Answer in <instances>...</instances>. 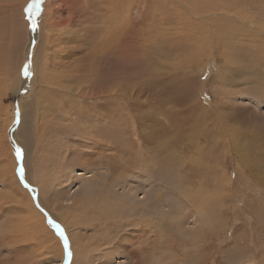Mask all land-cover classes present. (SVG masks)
<instances>
[{
    "label": "rangeland",
    "instance_id": "rangeland-1",
    "mask_svg": "<svg viewBox=\"0 0 264 264\" xmlns=\"http://www.w3.org/2000/svg\"><path fill=\"white\" fill-rule=\"evenodd\" d=\"M90 1L69 45L48 0L35 32L29 0H0V264H65L49 216L71 264L131 262L121 178L156 212L155 264H264V0Z\"/></svg>",
    "mask_w": 264,
    "mask_h": 264
},
{
    "label": "bare ground",
    "instance_id": "bare-ground-1",
    "mask_svg": "<svg viewBox=\"0 0 264 264\" xmlns=\"http://www.w3.org/2000/svg\"><path fill=\"white\" fill-rule=\"evenodd\" d=\"M73 1V2H72ZM96 1V0H95ZM117 1V0H116ZM119 1V0H118ZM122 2V1H120ZM119 2V4H120ZM125 2V1H124ZM123 2V3H124ZM81 0H69V1H66V0H48V5H47V12H49L50 9H54L56 12H58V14L60 15V18L57 22L58 26L62 28L63 30V33L60 31V34H63L62 36V39H63V42L65 41L64 39L67 38V41H68V44L70 45V41H73L75 38H76V30L78 28V26L76 25H79L80 23L78 22V20L75 22H73V17H74V14L76 15L77 12H79L80 8L82 6H84V8L87 10L89 7L92 6V3L91 1L87 0L85 3L81 4ZM94 3V1H93ZM98 3V2H97ZM100 0H99V3L98 5L100 4ZM110 1L106 4H109ZM114 3V2H113ZM106 4H101L102 5V9L99 11V12H94L96 13L97 15L96 16H101L103 17L102 19L103 20H106L107 17L105 16L104 14V10H111L110 13H109V17L111 18L110 20L108 19V23H106V26H105V30L110 34V36L112 37L113 39V36L115 38V40H121L122 42H125L124 40V30H126L125 28L129 27L128 26V23L127 21H125L124 17H123V20H120L119 17L117 19V16L115 17L114 16V12L113 11H116L118 12V14H122V13H119L120 11V7L118 5H108L109 7L105 8V5ZM127 3H125L126 5ZM18 5V4H17ZM95 5V3H94ZM124 6V5H123ZM99 7V6H98ZM97 7V8H98ZM130 8V7H129ZM134 8V7H133ZM128 9V8H126ZM91 10V9H90ZM88 10V11H90ZM113 10V11H112ZM123 10V9H122ZM92 11V10H91ZM124 12V11H123ZM50 13V12H49ZM117 14V15H118ZM124 14V13H123ZM126 14V13H125ZM129 14V13H128ZM131 14V13H130ZM133 14V13H132ZM122 16V15H120ZM132 16V15H131ZM105 17V18H104ZM116 19H115V18ZM46 18V17H45ZM76 18V17H74ZM122 18V17H120ZM129 18V17H128ZM127 19V18H126ZM97 21V20H96ZM78 22V23H77ZM81 22V20H80ZM102 22V21H101ZM130 22V21H129ZM52 23V22H51ZM104 23V22H102ZM54 24V23H53ZM84 24V23H83ZM56 25V23L54 24ZM53 25V26H54ZM82 25V24H81ZM98 25H101V24H98ZM103 25V24H102ZM130 25V24H129ZM50 26V25H49ZM52 26V27H53ZM51 27V28H52ZM55 27V26H54ZM56 26V28H59ZM101 27V26H100ZM98 28V27H97ZM104 29V28H102ZM129 29V28H128ZM127 29V30H128ZM59 30V29H58ZM100 30V29H99ZM50 31V30H49ZM51 32V31H50ZM106 32V33H107ZM101 33V32H100ZM102 34V33H101ZM99 35V34H98ZM105 35V34H104ZM126 35V34H125ZM132 35V34H131ZM131 35H129L131 37ZM106 36V35H105ZM133 36V35H132ZM47 37L49 39L53 38L52 37V34L51 33H48L47 34ZM56 37V36H55ZM58 37V36H57ZM59 38V37H58ZM104 38V37H103ZM102 38V39H103ZM107 39V38H106ZM101 40V38H100ZM126 40H128L126 38ZM130 40V39H129ZM114 42V41H113ZM73 43V42H72ZM100 44H104L101 40V43ZM118 44H119V41H118ZM106 45V44H104ZM110 45V44H109ZM101 46V45H100ZM111 46H112V43H111ZM109 46V47H111ZM115 46V45H113ZM59 47V46H58ZM62 47V46H61ZM102 47V46H101ZM118 47V45H117ZM120 48V47H119ZM124 48V47H123ZM127 48V47H125ZM12 50V48H10ZM69 49H72V46H69ZM111 51V50H109ZM113 51V50H112ZM120 51V50H119ZM105 52V51H104ZM108 52V51H107ZM111 53V52H110ZM125 53V52H123ZM44 58H43V57ZM41 58H42V61L43 63L46 65L48 62H51L49 61V59H47L48 57V53L46 52V50L43 51V54H42ZM58 57V56H57ZM56 57V58H57ZM67 57V56H66ZM68 59V58H67ZM59 60V57L58 59ZM40 63V62H39ZM37 64V63H36ZM49 64V63H48ZM43 64L40 63V65L36 66V70L38 72V75L40 73V70L42 71L43 70ZM45 68V67H44ZM45 70V69H44ZM40 81H36V84H39ZM86 145H82V147H84ZM85 170H88V168L86 167ZM86 173V172H85ZM85 173H77V177L79 176L80 178H83V176H85ZM88 177H92L91 175ZM125 178H121L118 180V183H120L121 187L123 188V193L125 195V197L129 198L131 200V206L129 208V210L127 211L128 214H135V221H133V223L130 225V226H135L134 228H137L138 229V232L137 233H134V236L132 237H129L128 240L130 241L131 240V244L130 246H128V249H127V255L128 257H131L132 260L131 262H129L128 264H155V262L153 261V256L149 255L148 253H140V252H145L147 249H149L150 247H152L153 245L151 244V241L153 240L152 239V236H151V230L150 228L145 229V227H147L148 225H154V222L156 220V212L154 211V214L153 216H148L147 214V210L145 209V204H143L144 201H141L139 203H136V204H133L135 200L138 201L139 199V189L138 188H132L131 187V184L129 182H125L124 180ZM96 180V179H95ZM95 180H94V183H95ZM87 181V180H86ZM93 182V180H92ZM84 183V182H83ZM104 184V183H103ZM90 188V187H89ZM111 190H113L111 188ZM84 192V191H83ZM91 193V192H89ZM93 194V193H92ZM69 196V195H68ZM106 197V196H105ZM89 198V197H88ZM138 198V199H137ZM72 199V198H71ZM107 199V198H106ZM76 200H79L78 198ZM75 199L72 200V201H76ZM84 200V198L82 199V201ZM105 199H102V201H104ZM86 201V200H85ZM70 202V200H69ZM86 203V202H85ZM122 204V203H121ZM80 205V202L79 203H76L74 205V208L77 209V207ZM82 205V204H81ZM33 206V204H32ZM84 206V205H83ZM114 206V205H113ZM81 207V206H80ZM86 207V205H85ZM128 207V206H127ZM79 208V207H78ZM28 209V208H27ZM26 209V210H27ZM197 214V213H196ZM29 215V213H28ZM132 216V215H130ZM134 216V215H133ZM196 216V215H195ZM35 218V217H34ZM27 219V217H26ZM32 219V218H31ZM140 222V223H138ZM199 222V221H198ZM25 223V222H24ZM29 224V223H28ZM130 224V223H129ZM129 224L127 223L126 225L129 227ZM31 227V226H30ZM125 227V226H124ZM130 229V228H129ZM146 231V233H145ZM132 235L131 233L130 234H126V235H122L123 237H127V236H130ZM122 237V238H123ZM121 238V239H122ZM121 239H120V242H121ZM135 246V247H134ZM131 247V248H129ZM125 255V254H124ZM75 262V261H74Z\"/></svg>",
    "mask_w": 264,
    "mask_h": 264
},
{
    "label": "snow or ice",
    "instance_id": "snow-or-ice-1",
    "mask_svg": "<svg viewBox=\"0 0 264 264\" xmlns=\"http://www.w3.org/2000/svg\"><path fill=\"white\" fill-rule=\"evenodd\" d=\"M44 3H45V0H29V3L24 9L26 19L28 20L31 30L33 32H35L38 28V17L42 14ZM30 69H31L30 63H26L22 69L23 76L26 79L30 78L32 75V72ZM16 122L19 123V113H17ZM15 153H16L17 160L19 162V167H18L19 177L21 181L24 183L25 187H28L29 190L34 193V198H36L35 196L36 190L33 188H30V186L24 180L23 149L19 146H16ZM37 206L39 207L38 203H37ZM41 210L43 211V209ZM48 222L50 226L55 230V232L57 233V235L59 236V238L61 239L63 243L64 253H65V264H71L72 251H71L70 241H69V238L65 230L59 223H57L50 216L48 217Z\"/></svg>",
    "mask_w": 264,
    "mask_h": 264
}]
</instances>
